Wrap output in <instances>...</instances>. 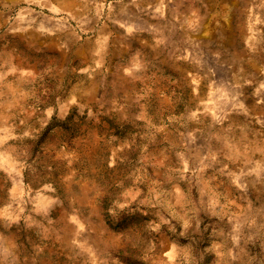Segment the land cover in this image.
<instances>
[{"label": "rangeland", "instance_id": "1", "mask_svg": "<svg viewBox=\"0 0 264 264\" xmlns=\"http://www.w3.org/2000/svg\"><path fill=\"white\" fill-rule=\"evenodd\" d=\"M0 264H264V0H0Z\"/></svg>", "mask_w": 264, "mask_h": 264}]
</instances>
